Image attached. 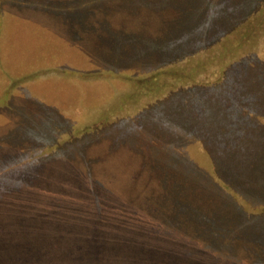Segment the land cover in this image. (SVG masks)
Listing matches in <instances>:
<instances>
[{"label":"rangeland","instance_id":"obj_1","mask_svg":"<svg viewBox=\"0 0 264 264\" xmlns=\"http://www.w3.org/2000/svg\"><path fill=\"white\" fill-rule=\"evenodd\" d=\"M0 264H264V0H0Z\"/></svg>","mask_w":264,"mask_h":264}]
</instances>
